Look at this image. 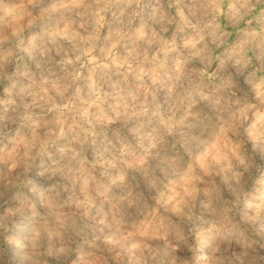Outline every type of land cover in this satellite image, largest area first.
Masks as SVG:
<instances>
[{
	"label": "clouds",
	"instance_id": "clouds-1",
	"mask_svg": "<svg viewBox=\"0 0 264 264\" xmlns=\"http://www.w3.org/2000/svg\"><path fill=\"white\" fill-rule=\"evenodd\" d=\"M0 264H264V0H0Z\"/></svg>",
	"mask_w": 264,
	"mask_h": 264
}]
</instances>
